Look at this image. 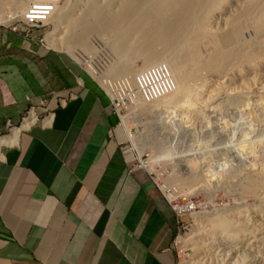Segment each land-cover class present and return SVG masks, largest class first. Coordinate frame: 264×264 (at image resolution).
Masks as SVG:
<instances>
[{
	"label": "rangeland",
	"instance_id": "rangeland-1",
	"mask_svg": "<svg viewBox=\"0 0 264 264\" xmlns=\"http://www.w3.org/2000/svg\"><path fill=\"white\" fill-rule=\"evenodd\" d=\"M93 1L61 0L47 25L34 30L37 42H25L49 52L52 60L74 79L83 78L84 83L88 81L114 96L112 89L121 91L122 81L133 86L127 74L110 73V65L119 63L112 36L107 31H93L90 26L85 30V47L76 43L80 27L70 30L74 17L109 2ZM209 1L194 10L195 17H201H193V25L205 23L211 33L222 38L224 35L225 39L235 29L237 40L232 44V40L227 41L220 49L208 35L201 39L197 32L191 47L200 55L202 65L188 79L191 92L164 109L155 102L139 101L141 106L132 111L137 118L130 120L134 115L129 114L123 117L122 126L130 139L126 149L131 150L130 158L141 159L145 152L153 155L146 168L177 210L193 206L178 223L174 240L178 264H264V20L255 26L246 19L258 1ZM60 6L61 12L56 13ZM14 11L6 5L1 13L10 18ZM4 18H0L1 27L20 19ZM244 51L250 55L248 60L236 59ZM228 55L236 63H231L232 58L223 62ZM144 61L143 56L132 60L136 74ZM106 79L108 86L104 85ZM48 110V98H41L28 107L25 117L35 111L39 121ZM125 123L134 136L129 135ZM135 162L140 164L137 159ZM219 216H225L228 222L222 231L214 224Z\"/></svg>",
	"mask_w": 264,
	"mask_h": 264
},
{
	"label": "crops",
	"instance_id": "crops-1",
	"mask_svg": "<svg viewBox=\"0 0 264 264\" xmlns=\"http://www.w3.org/2000/svg\"><path fill=\"white\" fill-rule=\"evenodd\" d=\"M32 43L0 26V136L21 130L0 159V264H178L177 212L110 98Z\"/></svg>",
	"mask_w": 264,
	"mask_h": 264
},
{
	"label": "bare ground",
	"instance_id": "bare-ground-1",
	"mask_svg": "<svg viewBox=\"0 0 264 264\" xmlns=\"http://www.w3.org/2000/svg\"><path fill=\"white\" fill-rule=\"evenodd\" d=\"M31 1L32 0H0V18L5 17L4 19H6V21H11L13 19L22 17L23 14L21 13L25 11V8ZM108 1L109 2L106 4V6L100 5L98 9L95 10L88 9L86 14L84 12L83 15L76 16L71 20L70 30H72L74 26L80 27L78 41H75L76 43L87 47L88 39L85 30H87L90 26L93 27V31H107V33L112 36V46L114 48L113 50H115V53L117 55L116 57L119 58V63H112L110 65V73L114 75L127 74V76L130 78V85L133 87L135 86L136 72L132 70V60L136 56H143V58L145 59L144 64L142 65L139 72L149 66H153L161 62L168 63L176 78L175 80L177 86L176 89L171 93L167 94L159 100L154 101L155 103H157V106H159L158 108L164 109L174 104L173 102H175L176 100H181L185 96V93L191 92V85L188 79L192 78L195 73H197V71H200L202 65L200 64L201 60L198 57L200 55H198L197 52L191 47V40L194 35V38L196 37L197 32V36L201 37V39L202 37L206 38V36L208 35V37L210 38V42L216 48L220 49H223L225 47L227 41L230 42L232 40V44L233 41H236V38L238 37V32H235L234 28V30H232L233 32L231 31L229 35L227 34L228 37L225 39L224 35L222 38L216 33H211L212 31H209V28H207V25L205 23L202 24L196 22L201 25H193L192 21H195L193 17H195L196 15V12L194 10L199 7L201 8L202 2H208V0ZM211 1H209V3ZM255 1H258L259 4H253V6H255L253 7V9H256L252 10L251 8V11L253 12L246 14V19L251 23L253 22V25L259 26L262 25V22L264 20V0ZM114 2H117L116 6ZM93 3L98 4V1H93ZM6 5H10L15 10L14 14L11 15L10 18H7L1 13L3 7ZM61 8L62 7L60 6L57 9L56 13ZM200 13H202L201 10ZM106 14H108L111 19H106ZM53 16L54 14L51 15L48 22L52 19ZM198 16L201 17V15ZM198 16H196L195 18H198ZM71 40H73V38ZM177 47L178 50H182L184 54L182 53V51L181 53L179 51L177 52ZM193 47L197 48L194 45ZM229 52H226V54ZM246 52L244 51L243 56H241V54H238L239 52H237L238 56L236 55V59L238 57L244 60L247 59L250 55ZM228 58L231 60L232 55L223 57V62L224 60L228 61L226 60ZM220 59L222 60V58ZM216 60L217 59H215V61ZM234 60L235 58H232L233 62L231 63H236L234 62ZM219 63L220 61L216 63L217 66L215 68L218 67ZM212 64L215 65V62ZM198 74H200V72ZM106 80L104 82V85L108 86L109 80H107V82ZM138 105L141 106V104L139 103ZM32 114L34 115L32 116ZM35 114L36 112L32 111L30 116L24 120L25 127L32 125V123L37 119V114ZM125 125L127 127L129 135L134 136L135 132L131 129V127H129V124L127 125V123H125ZM19 130L20 128H16L14 133L4 137L0 136V159L3 157V146L6 144H13L17 142ZM219 217L220 218H214V224L216 229H221L219 231H222L227 228L224 227L226 226V223L228 225V222L225 216Z\"/></svg>",
	"mask_w": 264,
	"mask_h": 264
},
{
	"label": "built area",
	"instance_id": "built-area-1",
	"mask_svg": "<svg viewBox=\"0 0 264 264\" xmlns=\"http://www.w3.org/2000/svg\"><path fill=\"white\" fill-rule=\"evenodd\" d=\"M60 1L32 0L25 8L23 16L16 22H12L9 28L22 36L24 41H33L35 39L34 30L43 29L47 25L48 20ZM122 83L123 89L121 91L112 89L114 96L107 92L122 125L123 117L126 114L132 117L134 115V118H130V120L137 118V114L132 111L137 108L139 101L147 104L152 103L174 91L177 86L173 71L166 62L149 66L138 72L135 76V86L133 88L127 86L124 81ZM42 104H44L43 101ZM152 158L150 152H145L141 159H139V162L146 167L145 164ZM190 206L189 210L193 208L192 205ZM173 208L177 212L178 223L184 212L189 211L177 210L176 205H173Z\"/></svg>",
	"mask_w": 264,
	"mask_h": 264
},
{
	"label": "clouds",
	"instance_id": "clouds-1",
	"mask_svg": "<svg viewBox=\"0 0 264 264\" xmlns=\"http://www.w3.org/2000/svg\"><path fill=\"white\" fill-rule=\"evenodd\" d=\"M29 117V116H28ZM27 117H25L24 116V118H23V122H24V120L26 119ZM37 120V119H36ZM129 141H130V139H129ZM130 151H129V149H126V153L128 154ZM153 156V155H152ZM133 160H138V162H139V159L138 158H132ZM140 163V162H139ZM140 165H141V163H140ZM143 166V165H142ZM143 167H145V166H143ZM146 168V167H145ZM151 173V172H150ZM152 175V174H151ZM166 196V195H165ZM167 197V196H166ZM173 206V205H172Z\"/></svg>",
	"mask_w": 264,
	"mask_h": 264
}]
</instances>
